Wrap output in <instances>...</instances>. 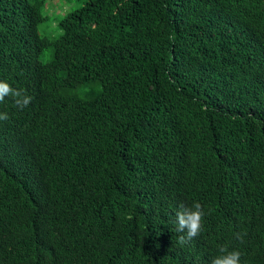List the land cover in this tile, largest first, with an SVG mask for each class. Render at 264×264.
<instances>
[{"label": "trees", "instance_id": "1", "mask_svg": "<svg viewBox=\"0 0 264 264\" xmlns=\"http://www.w3.org/2000/svg\"><path fill=\"white\" fill-rule=\"evenodd\" d=\"M46 9L0 0V80L32 97L0 102V264H264V0H86L55 38Z\"/></svg>", "mask_w": 264, "mask_h": 264}, {"label": "clouds", "instance_id": "2", "mask_svg": "<svg viewBox=\"0 0 264 264\" xmlns=\"http://www.w3.org/2000/svg\"><path fill=\"white\" fill-rule=\"evenodd\" d=\"M170 39H173L170 37ZM12 97L15 105L23 109L31 102L32 97L27 95L24 90L13 88L7 81L0 80V102L5 97ZM7 113H0V121L7 120ZM206 212L199 201H193L191 205L180 204L176 212L175 224L176 232L183 233L175 242L183 247L193 238L198 237L203 230V221ZM130 219L131 217H127ZM247 233H236V238L243 241ZM241 253L238 250H229L227 245L219 246L218 254L211 257V264H241Z\"/></svg>", "mask_w": 264, "mask_h": 264}, {"label": "rangeland", "instance_id": "3", "mask_svg": "<svg viewBox=\"0 0 264 264\" xmlns=\"http://www.w3.org/2000/svg\"><path fill=\"white\" fill-rule=\"evenodd\" d=\"M86 0H47V14L51 15V21H45L41 24L40 31L43 35H48L51 38H55L60 31H56L57 20L60 17H63L70 11L77 9L82 6ZM56 23H55V22ZM55 48L54 46H49L41 54V60L48 62L54 59ZM99 84V83H96ZM96 89V86L93 84L90 85H80L77 88H69L63 90V93L69 96L89 99L92 97L93 90Z\"/></svg>", "mask_w": 264, "mask_h": 264}]
</instances>
